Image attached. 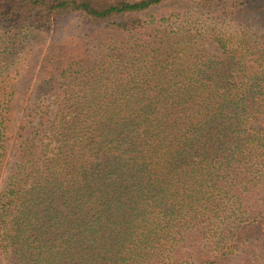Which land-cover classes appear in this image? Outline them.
Segmentation results:
<instances>
[{
	"label": "trees",
	"instance_id": "trees-1",
	"mask_svg": "<svg viewBox=\"0 0 264 264\" xmlns=\"http://www.w3.org/2000/svg\"><path fill=\"white\" fill-rule=\"evenodd\" d=\"M166 1L0 0V162L13 122L9 59L56 18L166 33L106 53L88 79L76 58L61 71L76 88L64 121L38 150L30 141L0 202L9 264H264V120L254 125L264 0H195L212 18H241L229 37L193 23L151 29L140 13ZM205 31L224 58L188 45ZM55 83L44 73L35 95Z\"/></svg>",
	"mask_w": 264,
	"mask_h": 264
},
{
	"label": "rangeland",
	"instance_id": "rangeland-1",
	"mask_svg": "<svg viewBox=\"0 0 264 264\" xmlns=\"http://www.w3.org/2000/svg\"><path fill=\"white\" fill-rule=\"evenodd\" d=\"M253 1V0H252ZM258 0L253 4H258ZM236 3L251 6L250 0H238ZM150 28L159 27L160 31L165 28L171 29L179 24H195L208 29H219L225 37H229V26L242 23L238 17L224 16L212 18L206 12L199 11L195 0H168L146 12L140 13ZM248 21L246 17L242 18ZM182 22V23H181ZM219 24L224 25L220 27ZM209 31V30H208ZM166 33L146 32L136 34L125 32L114 26H100L89 30L86 21L79 15H64L56 18L47 31L32 43L23 47L20 52L15 53L10 59L9 83H13L15 94L13 96L12 131L7 146L0 162V202L5 200L4 194L14 181L20 179L19 165L23 153L33 141L38 146L48 142L53 126L59 121H64L66 106L68 105L69 93L76 90L70 78L61 76V71H68L71 60L76 58L79 62L69 71L76 72L83 69L88 79L94 71L104 68L103 62H109L106 53L116 52L131 53L130 46L138 39L152 40L155 36L159 38ZM171 35V34H169ZM204 32L202 36L190 37L188 45L203 49L208 55L215 58H224L225 54L209 36ZM175 40L180 37L174 36ZM127 42V44H125ZM187 45V42L183 46ZM121 47H126L121 49ZM53 71L55 73V87L51 94L36 96L34 88L44 73ZM68 73V72H67ZM76 75V74H75ZM74 87V88H73ZM264 115L254 123L255 126L262 124ZM24 126V127H23ZM34 147V145H33ZM34 151L36 148L34 147ZM0 264H9L0 252Z\"/></svg>",
	"mask_w": 264,
	"mask_h": 264
}]
</instances>
